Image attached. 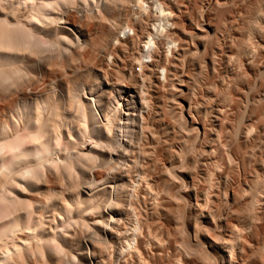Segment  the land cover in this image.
<instances>
[{
	"label": "bare ground",
	"instance_id": "1",
	"mask_svg": "<svg viewBox=\"0 0 264 264\" xmlns=\"http://www.w3.org/2000/svg\"><path fill=\"white\" fill-rule=\"evenodd\" d=\"M188 1L0 0V264H264V0Z\"/></svg>",
	"mask_w": 264,
	"mask_h": 264
},
{
	"label": "rangeland",
	"instance_id": "2",
	"mask_svg": "<svg viewBox=\"0 0 264 264\" xmlns=\"http://www.w3.org/2000/svg\"><path fill=\"white\" fill-rule=\"evenodd\" d=\"M187 1H188V0H187ZM192 1H193V0H190V2H192ZM194 1H196V2H195L196 4L192 2L190 5L195 4V5H192V6H191V7H193L192 10L195 8L194 6L197 5V7L195 8V10L192 11V10H191V7H187V6H189V4H188L189 1L185 3V5L188 4V5H186V7H185L186 9H185V8H182V10H183V11H185V10H186V11H189L190 13L188 12V14L190 15L191 13H192V14L197 13V11H199V9H200V12H201V13L198 12L199 15H200V14H203L202 17H200L201 15L199 16L200 18H203V17H204V13H203V12H205V17L202 19V20H204V19H205V20H204V21H201V23L205 26V27L203 26L205 29L210 30V28L207 27V26L204 24V22L206 23V14H207V12H208L207 10H209V7L212 8V4H213L212 2H213V1L215 2V0H203L204 2H202L201 0H199V2H198V0H194ZM216 1H217V0H216ZM219 1H220V0H219ZM231 1H232V0H230V2H231ZM233 1H234V3H235V4L233 3L234 5H233V4H230V2H229V4L231 5L230 7L228 6V5H229V4H228L227 6H224V7H223V10H222V8H219V10L221 9V10H220L221 13H220V11H219L218 8H217V11H216L217 13H216V16H215V20H216L217 23H215V24H216L217 26H218V24H220L218 27H220L221 29H224V30H225V27H226V30H225V31L223 30V31L225 32V34H224V32L221 30V32H222V34H223L224 36H223V35H220V39H221L222 37H225V38L228 39V37L225 36V35H228L226 32L233 31L232 29L236 28V26H240V24H241L240 21H242V20H240V17H241L240 14H239V13H240V10H241L242 8L246 7V6H244V5H247V6H248V4L250 3L249 0H248V1L246 0V1H247V4H245L246 2H245L244 0H243L244 2H242L241 0H233ZM233 1H232V2H233ZM201 2H202V5H201ZM248 2H249V3H248ZM236 3H237V4H236ZM240 3H241V4H240ZM243 3H244V4H243ZM209 4H210L211 6H209ZM200 5L202 6V8H199V7H201ZM239 5H240V7H242V8H240ZM208 6H209V7H208ZM233 6H234V7L237 6V7H236V8H233ZM243 6H244V7H243ZM227 7H229V9H228ZM231 7H232V8H231ZM207 8H208V9H207ZM230 8H231V9H230ZM189 9H190V10H189ZM201 9H202V11H203V10H205V11L202 12ZM233 9H234V10H233ZM235 9H237V11H236ZM232 10H233V11H232ZM235 11H236V12H235ZM238 11H239V12H238ZM193 12H194V13H193ZM228 12H230V14H231V12H232L233 15H230ZM233 12H234V13H233ZM237 12H238V13H237ZM198 13H197V14H198ZM223 13H224V14H223ZM192 14H191V15H192ZM214 14H215V12H214ZM219 14H221V15H219ZM236 14H239L238 17H236V16H237ZM218 15H219L221 18H220ZM223 15H224L225 17H226V16H229V15H230V16L227 17V18H228V19H227V18H225ZM234 17H235V18H234ZM75 18H76V16L74 15V19H75ZM216 18H217V19H216ZM223 18H224V19H223ZM230 18H231V20H233V18H234L233 23H232L234 27H233V26L231 27L232 24L229 22ZM225 19H226V20H225ZM235 19H236V20H235ZM241 19H242V18H241ZM220 20H223V21L225 20V22L227 21V22L225 23L226 25H225V24H222V23H224L223 21H221L222 23H220ZM231 20H230V21H231ZM237 20H238L239 22H238ZM231 22H232V21H231ZM235 22H236V23H235ZM237 22H238V23H237ZM234 23H235V25H234ZM222 25H223V26H222ZM224 25H225V26H224ZM227 25H228V26H227ZM229 26H230V27H229ZM223 27H224V28H223ZM187 28H188V26H187ZM227 28H228L229 31H227ZM222 39H224V38H222ZM222 39H221V40H222ZM190 48H191V46H190ZM192 48H193V47H192ZM219 52H220V51H219ZM219 52H217V54H216L217 56L215 55V57H216V58H215V59H216V62L219 64V65H217V63H216L215 66H216V67L218 66V67H217V68H216V67H215V68L213 67L214 69H213L212 67L207 68V69H208V70H207V74L203 77L204 80H203V78H202L203 81H202L200 87H198V88H200V89L197 88V93H196V95H197V97H198L197 100H198V101L200 100V101H199L200 103L205 102V100H207L206 98H208L207 95H209V94H210V96H211L212 98L217 99V95H218V94H216L217 91H216V92L214 91L215 89H213V88H214L213 85H212V87H211V84H213V81H214V83H215V81H216L215 79H217V80L220 79V71H221L220 68H221V63H219L220 61H219L218 59L220 58L219 56L221 55V52H220V53H219ZM132 53H133V52L130 50V51L128 52L129 55L127 54L128 56L126 55L127 57H126L125 59L128 60V58H129V60H130L131 62H134L135 59L138 60V58H139V60H140L141 55H140V56H136V57L133 55L134 58H135V59H133V58H132V57H133V56H132ZM218 53H219L220 55H219ZM130 54H131V57H130ZM137 57H138V58H137ZM217 57H218V58H217ZM131 59H133V60H131ZM142 59L144 60L145 58L142 57ZM142 59H141V61H140L139 63H138V61H137L138 64L135 62V64H136L138 67L135 66V67L133 68V70H132V71L134 72V74H133V72H132V74H133L134 76H135V72H136V71H137V73H138V71H140V70H138L139 67H140V69H141V71H140L139 74H141V72H142V68H141V66H140V63L143 61ZM127 60H126V63H127V66H128L129 63L127 62ZM186 62H187V63H185V68H184V70H185V71L187 70L186 72H188V70H190L191 72H193V69H194L196 66L194 67L193 65H191V63H190V61H189L188 59L186 60ZM188 65H189V66H188ZM231 66H232L231 68H233V70H234L235 65H234V64H233V65L231 64ZM130 67H131V64L128 66V69L131 71ZM131 68H132V67H131ZM162 68H163V67H161V69L159 68L158 73H159L160 70H162ZM196 68H197V67H196ZM135 69H136V71H135ZM211 69H212V70H211ZM217 69H218V70H217ZM219 69H220V70H219ZM216 70H217V72H215ZM235 70H236V69H235ZM185 71H184V73H185ZM209 71H210V72H209ZM211 71H213L214 73H216V74H214V75H215L214 78L216 77V75L218 74V71H219V74L217 75V78L214 79V78L211 76V75H213V73H212ZM195 72H198V71H195ZM208 72H209V73H208ZM137 73H136V76L139 77V75H138ZM160 73H161V72H160ZM160 73H159V74H160ZM185 74H186V73H185ZM208 74H209V75L211 74V75L209 76ZM207 75L209 76V78H212V79H209L208 77H206ZM158 76H159V75H158ZM159 77H160V76H159ZM218 77H219V79H218ZM207 78H208L210 81L212 80V82H209V80H208ZM205 81H206V82H205ZM217 82H219V81H217ZM217 82H216V83H217ZM205 83H206V84H205ZM162 85H163V83L161 84V86H162ZM161 86H160V84H159V85H158L159 88H158V87H156V88H157L158 90L161 89V90H162L161 92H163V89H164L165 87L161 88ZM163 86H164V85H163ZM207 86H208V88H207ZM209 86H210V87H209ZM206 88H207V89H206ZM211 88H212V89H211ZM254 89L256 90L257 88H254ZM199 90H200V91H199ZM206 90H207L208 92H207ZM209 90H211V91H209ZM216 90H217V89H216ZM255 90H254V91H255ZM159 91H160V90H159ZM203 93H204V94H203ZM214 93H215L216 95H215ZM201 97H203V99L205 98V100L202 101V100H201V99H202ZM205 103H207V101H206ZM156 104H157V102H156ZM154 116H155V115L153 114V118H154ZM155 118L157 119V116H155ZM165 118H166V119H165ZM165 118H164V120H166V121H168V122L170 121V119H169L167 116H166ZM200 127H201V126H200ZM201 129H202V127H201ZM165 161L168 162L167 160H163V159H162V162H163V163H164ZM166 162H165V164L168 165L169 162H168V163H166ZM202 185L204 186V183H203V182H202V184H200V186H201V188H204ZM162 222H164V223H162V225H163V224L165 225V228H164V226H163V228H164L166 231H167V230L170 231V233H167L165 230H162V231H163L162 233L160 232L161 230H158L157 233L159 232V233H161V234H164V236H165L166 238H165L163 235H160V234H159V235H160L161 237L163 236L162 238L165 239L166 242H170V244H173L175 241H179V242H180V239H181V238L179 239L178 235L176 236V233H175V235L173 234L174 231H175L174 229H176L177 226H178V225H176L177 222H176V221H175V222H174V221H172V222H171V221H162ZM169 222H170V223H169ZM173 222H174V223H173ZM167 226H168V227H167ZM174 227H176V228H174ZM160 228H161V227H160ZM160 228H159V229H160ZM167 228H168V229H167ZM170 229H171V230L173 229L174 231H171ZM164 231L166 232L167 235L165 234ZM172 232H173V233H172ZM167 236H168V237L170 236L171 239H170V237L168 238ZM176 237H177V238H176ZM168 239H169V241H168ZM259 239H260V243H262V240H263V239H262L261 237H260ZM259 239H258V240H259ZM172 240H173V241H172ZM174 240H175V241H174ZM172 242H173V243H172ZM258 242H259V241H258Z\"/></svg>",
	"mask_w": 264,
	"mask_h": 264
}]
</instances>
